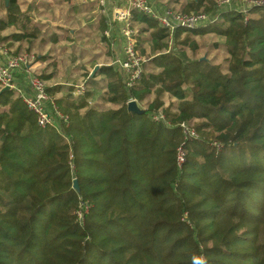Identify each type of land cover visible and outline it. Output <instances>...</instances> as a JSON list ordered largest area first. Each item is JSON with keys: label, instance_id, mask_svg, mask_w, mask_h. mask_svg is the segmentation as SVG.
<instances>
[{"label": "trees", "instance_id": "obj_1", "mask_svg": "<svg viewBox=\"0 0 264 264\" xmlns=\"http://www.w3.org/2000/svg\"><path fill=\"white\" fill-rule=\"evenodd\" d=\"M169 1L218 18L172 32L134 9L136 49L150 42L156 54L132 87L114 64L77 96L38 73L54 118L41 127L0 86V264H264V5ZM2 5L0 45L40 33L18 0ZM204 34L224 61L188 55ZM97 90L107 106L93 103ZM131 99L148 100L145 113L128 111ZM183 122L198 136L186 137Z\"/></svg>", "mask_w": 264, "mask_h": 264}, {"label": "rangeland", "instance_id": "obj_2", "mask_svg": "<svg viewBox=\"0 0 264 264\" xmlns=\"http://www.w3.org/2000/svg\"><path fill=\"white\" fill-rule=\"evenodd\" d=\"M93 1L94 2H91V0H33L31 3H28L29 2L28 0H22V4L25 8H28L29 5L31 8V5L36 3L39 7L44 8L47 12H46V17L45 15L40 17L38 13L35 16L34 14H32V20L33 18L35 19L37 17L36 22H33V23L35 24L36 28L40 30V33L36 35L29 34V37L32 38L30 39L29 42L25 40H23L21 43L18 42L19 44L16 42L17 45H20L19 53L33 55V60H32L33 62L31 65L34 66L36 62L41 63V67H40L41 70L39 74L42 73V74L51 75V77L54 78L53 79L54 82L64 85V89H67L71 87V85H74L73 87H74V90L76 91L77 87L80 86L82 83H84L85 80L89 77V75H93L99 69L98 66L104 65V63H101L100 65H98L100 57L98 54H94V53H96L95 51H96V46L98 43L101 42L104 45L103 49L106 45L105 44L106 41L103 40V35H104V30H105V28L102 27L103 21L105 20L106 17L111 18L113 5L115 4V6H122V1L112 0L114 1L112 2L111 0H108L106 7H105V9H107L106 12L102 11V9L104 8L101 4L97 3V1L95 0ZM155 1H154L155 4H157L159 8L161 9L163 7H167V8L173 7L175 9L181 8L179 3H172L169 0H155ZM75 3H77L76 7H78L81 3L83 4L82 6H86L87 4L89 5V3H93L94 4L93 7H95L94 8L95 11L94 10L93 11L99 13V14L94 13L92 17L85 16L86 21H89L91 18L94 20V22L87 23L89 26L88 25H86L87 27L85 26L86 29H90L92 30V32L91 31L89 32L84 29H83L84 31L83 30L79 31L80 33H83L84 35L82 42L79 43V50H80V46H83V43L85 47V49H83L82 51L81 60H79L80 62H77L76 64L77 57H74L72 60L70 56L61 57L59 55L53 56L56 58L53 60H49L53 58L49 54H51L53 50L54 52H56V49H54V47L60 48V47H57L56 45L58 44L61 45L62 43L61 40H63L64 38H65L64 41L70 40L68 38H70L71 36H70L69 31L62 30L63 28H65L64 26L58 25L55 28V26H50V25H47L46 23L43 24L44 18L51 19L52 23L61 24L63 23L62 21L64 20L63 19L64 13L62 11L66 12L67 8H71L73 4ZM247 5H248V0H234L233 2L232 1L230 2V5L228 7L241 10V9H246ZM63 6L67 7L65 8L66 10L63 9ZM3 13H4V9L2 5V0H0V15H2ZM90 24L92 26H90ZM60 28L62 30L61 33H63L62 37H59L58 39L59 41H53L52 42L53 44H50L51 35H53V37L55 38L58 33L57 31L60 30ZM133 28H134V33L138 34L139 27H137V24L133 23ZM115 29H116V26H114V30ZM118 29H119V33H121V28H118ZM10 31L11 30H9L8 32ZM144 36L148 37L149 34L148 33L144 34ZM112 37L113 36L110 35V38ZM116 38H118L117 35H116ZM195 39H197L200 46L196 53H193L190 49L186 48V51L190 57L209 58L217 62L224 61L225 55H226L225 50L223 48H218L215 46V43L219 41L218 38H216L212 34H204V35L195 37ZM112 41L113 42L115 41L114 37L112 38ZM118 42L120 44L123 43L124 45V38L122 40H118L117 43ZM16 44L13 47H10L9 45H5V47L14 50V47L16 48L17 46ZM3 46L4 45H0V56H2L1 48ZM48 47H51V48H48ZM143 47L145 48L146 53L142 55L145 61H147V66H146L145 71H152V68L154 67V65L150 63V59L156 53L152 49V45L150 42H145L143 44ZM98 79L101 80L102 78H98ZM45 83L47 82L45 81ZM102 93L103 92L100 90H97L94 93L95 96L93 95L94 96L93 103L98 104V105L107 106V104L102 102V100L99 98V96ZM74 95L77 96V94L75 93ZM149 99H151V97H149ZM165 99L168 102L169 96L166 95ZM147 101L148 100H146L143 104H139L140 107H142L143 109L146 108Z\"/></svg>", "mask_w": 264, "mask_h": 264}, {"label": "built area", "instance_id": "obj_3", "mask_svg": "<svg viewBox=\"0 0 264 264\" xmlns=\"http://www.w3.org/2000/svg\"><path fill=\"white\" fill-rule=\"evenodd\" d=\"M103 6V12L108 0H97ZM122 6L112 7V16L106 22L109 26L104 31L105 35H110V29L113 22H117L121 26V34L124 38L123 56L118 58L115 62L123 69L125 74V84L132 87L141 77L143 73L144 57L138 53L136 49L135 33L132 22V11L138 10L156 18L163 26L174 31L177 28L189 29L205 26L210 22L217 20L218 15L211 17L207 13H185L175 11L172 8H165L159 11L149 0H121ZM232 0H221L220 4H229ZM253 5H264V0H248L246 9H241L247 12V9ZM1 55L3 56L0 62V86L15 89L21 96L26 106L36 115L37 122L41 127H46L54 123V118L48 109V102L50 96L46 91L45 81L39 77L38 73L34 70L32 64L33 55L14 53L13 49L3 46L1 48ZM23 72L25 74L24 89L17 83V73ZM86 89L85 82L77 87L74 91L75 94L81 95ZM53 109L59 115L56 106ZM154 118H163L162 114L154 115ZM184 134L186 137H197L198 134L194 127L186 122L181 123ZM214 144L219 147L217 142ZM185 161V152L182 147H179L177 152L178 165H182Z\"/></svg>", "mask_w": 264, "mask_h": 264}, {"label": "crops", "instance_id": "obj_4", "mask_svg": "<svg viewBox=\"0 0 264 264\" xmlns=\"http://www.w3.org/2000/svg\"><path fill=\"white\" fill-rule=\"evenodd\" d=\"M28 1H29L28 3H31L33 0H28ZM95 1H97V0H95ZM18 2L20 3L22 11L23 12L27 11L31 15V17H32V14H34V16H35V15H37V13H38V15L40 17H42L43 15H45V17H46V12L47 11L44 8L39 7L36 3L32 4L31 8H30V5L28 6V8H25L23 6V4H22V0H18ZM91 2H94V1L91 0ZM97 3H99V2L97 1ZM76 4L77 3L73 4V6L71 8H67V7L63 6V9L67 8V10L65 9L66 12L62 11L64 13V18H63L64 20L62 21L63 23H61V24L52 23L51 19L44 18L43 24L46 23L47 25L55 26V28L58 25L64 26L65 28H63L62 30L69 31L70 36H71L70 38H68L70 40H65L64 41L65 38L63 40H61L62 41L61 45H59V44L56 45L57 47H60V48L54 47V49H56V52H54V50H53L52 53L49 54V55L52 56V57L53 56H58V55L61 56V57L62 56H70L72 60H73L74 57H77V60H76V64H77V62H80L79 60H81V57H82L81 55H82L83 49H85L84 43H83V46H80V50H79V43L82 42V40L84 38L83 33H80L79 31L84 29V30H87L89 32L90 31L92 32V30L86 29V27H87L86 25H88L87 24L88 22H94V20L92 18L89 21H86L85 20V16L86 17H92L94 15V13H96V14H99V13L94 12L95 11L94 10L95 7H93L94 6L93 3H89V5L87 4L86 6H82L83 4L81 3L78 7H76ZM114 6H115V4L113 5V7ZM102 11H103V9H102ZM47 14H49V13H47ZM2 15H0V16H2ZM36 18L35 19L33 18L32 21L36 22V20H37ZM104 21H105V23H107L106 22L107 18ZM117 24H119V23L114 22L112 24V26H111V29H110V35L114 36V34H115V36H114L115 41L114 42L112 41L111 45H109L106 42L105 43L106 45H105L104 49H103L104 45L101 42L98 43L97 46H96V51H95L96 53H94V54H98L99 57H100L98 65H100L101 63L118 65L115 61L118 58L123 56V43H121V44L119 42L117 43V41L118 40H122L123 37L121 36V33L116 31V29L114 30V26H116ZM90 26H92V25L90 24ZM108 28H109V26H108ZM108 28H106V29H108ZM62 30L60 28V30L57 31L58 32L57 35H56L57 38L56 37L54 38L53 35H51L50 44H53L52 43L53 41H59L58 40L59 37H62V34H63V33H61ZM116 35L118 36V38H116ZM30 39H32V38H30ZM15 44H16V42H15ZM48 48H51V47H48ZM102 49H103V51H102ZM55 58L56 57H53V58H51L49 60H53ZM2 60H3V56H0V62H2ZM100 66H98V67H100ZM40 67H41V63L40 62H36L34 64V66H33L34 70L37 73L40 72V70H41ZM25 77L26 76H25V74L23 72H18L17 73V80L19 78V79H21V81H23L25 83ZM99 78H101V76H99ZM53 79L54 78L51 77L49 82L54 83ZM46 82H48V81H46ZM18 85H20V84H18Z\"/></svg>", "mask_w": 264, "mask_h": 264}, {"label": "water", "instance_id": "obj_5", "mask_svg": "<svg viewBox=\"0 0 264 264\" xmlns=\"http://www.w3.org/2000/svg\"><path fill=\"white\" fill-rule=\"evenodd\" d=\"M6 3H8V0H6ZM5 89H9V87L6 86L3 88V90H5ZM127 108H128V111H131V112H134L137 114L145 113V110L142 107H140V105L138 104V102L135 99H131L128 101ZM73 188L77 192H80V187H79L77 179L73 180Z\"/></svg>", "mask_w": 264, "mask_h": 264}]
</instances>
